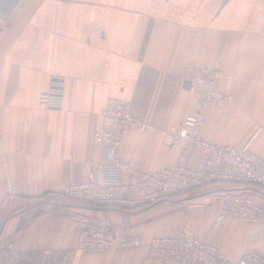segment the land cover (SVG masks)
Instances as JSON below:
<instances>
[{"label": "crops", "instance_id": "crops-1", "mask_svg": "<svg viewBox=\"0 0 264 264\" xmlns=\"http://www.w3.org/2000/svg\"><path fill=\"white\" fill-rule=\"evenodd\" d=\"M190 62L221 69L220 87L233 95L201 108L204 137L264 155V0H22L0 31V248L12 244L0 264H154L147 245L82 252L75 215L128 226L145 241L183 227L215 239L231 259L264 253L248 225L213 223L223 197L246 191L243 184L130 208L90 206L60 191L107 155L95 133L111 97L130 101L151 125L127 133L122 158L147 171L178 164L180 146L163 135L200 109L183 85ZM52 74L65 81L59 109L40 105ZM189 162L197 168L199 155Z\"/></svg>", "mask_w": 264, "mask_h": 264}, {"label": "built area", "instance_id": "built-area-1", "mask_svg": "<svg viewBox=\"0 0 264 264\" xmlns=\"http://www.w3.org/2000/svg\"><path fill=\"white\" fill-rule=\"evenodd\" d=\"M22 0H0V31L9 27L14 12ZM223 71L190 62L183 79L184 88L198 96L200 109L192 112L177 125L164 131L166 145L181 148L178 164L157 171H147L122 158V145L131 129L148 131L151 125L132 112L131 102L111 97L102 111V127L95 141L107 150L97 171H88L76 182L62 185L61 193L95 207L130 208L151 204L177 194L215 183L243 184L246 191L227 193L214 219V226L234 218L249 226V236L257 241L264 236V201L254 193L256 186L264 188V155L252 151L249 145L217 144L203 135L208 122L202 111L208 103L228 104L233 100L219 84ZM65 81L52 74L48 88L40 96L46 109L63 106ZM199 155L197 168L190 166L193 155ZM71 222L79 228L78 247L84 253H103L116 246L125 248L147 245L154 264H264V253L251 250L238 259L229 258L218 241L191 233L183 227L156 235L145 241L142 233L128 226L106 222L86 215H75ZM12 244L0 248L10 251Z\"/></svg>", "mask_w": 264, "mask_h": 264}, {"label": "rangeland", "instance_id": "rangeland-1", "mask_svg": "<svg viewBox=\"0 0 264 264\" xmlns=\"http://www.w3.org/2000/svg\"><path fill=\"white\" fill-rule=\"evenodd\" d=\"M194 93V92H193ZM204 188H206L207 187V185L206 186H203ZM202 188V187H201ZM198 189H200V188H198ZM210 189V188H209ZM257 189H260V190H262V191H264L263 189V187H257ZM200 191H202V190H200ZM200 200V199H199ZM219 211V210H218ZM216 217V216H215ZM215 219V218H214ZM214 223V222H213ZM250 229V228H249ZM192 233V232H191ZM262 240H264V236L263 237H261L260 239H258L257 241H262Z\"/></svg>", "mask_w": 264, "mask_h": 264}]
</instances>
